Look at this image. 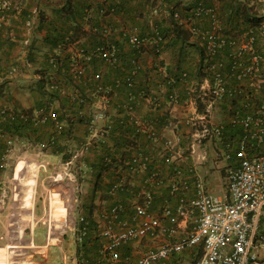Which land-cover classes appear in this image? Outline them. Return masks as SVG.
<instances>
[{"label":"crops","instance_id":"crops-1","mask_svg":"<svg viewBox=\"0 0 264 264\" xmlns=\"http://www.w3.org/2000/svg\"><path fill=\"white\" fill-rule=\"evenodd\" d=\"M106 1L107 8L114 11L103 15L98 10L102 7L101 0H22L23 15L11 17L1 29L0 107L33 111L47 102L48 82L57 83L59 87V91L53 93L54 96L50 99L63 124V133L56 137L55 145L57 144L58 149H36V146L46 144L52 131L49 126L28 125L20 131L9 164L0 173L4 182L16 186V192L9 195L1 205V231L6 221L14 216L19 236L27 235L33 242L39 238L47 239L45 245L36 242V245L45 250V261L40 264H77V255H80L79 259L85 260V264H104L108 261L101 253L105 242L99 236L104 223L102 213L111 204L118 203L123 208L122 219L127 221L134 194L143 186L146 176L130 180L128 193H108L110 182L125 175L124 161L133 153L142 152L150 157L153 163L148 168L156 166L165 177L175 167L185 169L190 165L189 160H180L169 168L159 156L162 139H159L155 147L145 135H134L132 126L127 124L123 127L120 124L123 117L121 109L131 96L132 116L151 124L159 136L163 134L185 143L187 130L182 126L183 121L198 115L203 109L198 99L187 105L190 101L188 93L193 88L191 95L196 98L198 87L206 77L203 69L207 60L201 39L191 35L189 26L183 24L186 18H190V23L200 32L215 28L217 38L225 43L216 54V60L226 61L233 50L229 42H244L249 34L254 37L256 52L264 57V0ZM200 8L212 11L216 20L214 27L210 15H196ZM32 9H38L39 13L31 30V47L28 51L30 69L26 70L22 66L24 51L20 41L26 35L23 16ZM173 14H178L179 18H173ZM102 24L111 30L108 39L119 50V62L116 66L107 65L96 58L85 60L86 52L99 42V36L93 28ZM155 31L165 36L161 52L157 56L152 53L150 44L139 54L135 53L122 36L123 32H134L151 38ZM80 50H84L85 54L81 55ZM52 55L59 61H64L60 70L48 67L46 59ZM135 59L140 70L134 78L133 86L127 88L119 84V80ZM12 64L19 70L10 78L6 74L9 72L8 66ZM78 66H82L84 72L74 78L72 67ZM95 73L100 74L99 81L92 79ZM183 73L187 75L186 80L181 79ZM98 86L102 87L101 91L97 90ZM169 93L177 95L178 103L169 101ZM256 94L258 98L264 97L262 89ZM78 97L84 99L83 105L76 104L75 98ZM105 98L108 99V118L98 124L94 134L91 119ZM229 108L226 101L214 110L213 118L217 123L227 122ZM167 117L175 123L181 121L179 128L173 132L164 131ZM108 125L110 128L106 132L104 129ZM226 130L224 139L236 135V130L230 126ZM2 131L0 127V132ZM1 133L0 149L6 135ZM217 144L216 148L219 147L221 151L222 145ZM23 145L33 147L34 154L23 152ZM84 145H88V149L81 154L80 149ZM64 157L67 158L63 159ZM103 157L110 158V165L101 164ZM24 158L33 159L30 161L31 169L22 167ZM70 160L73 161L71 166L67 165ZM208 166L212 167L210 159L198 166L201 176L204 177L207 173ZM70 171L75 178L63 177L59 181L48 179L55 173L65 175ZM166 194L165 186L154 191L153 208L159 207ZM56 197L62 202L63 212H66L69 223L71 216L76 213L87 217L89 227L82 239L74 225H69V229L62 232H55L46 225L47 228L44 229L41 225L48 224L51 205L58 204ZM93 215L96 216L95 219ZM93 223L96 234L93 232ZM56 233L60 239L65 233H71L72 241L65 247H62L61 240L57 244L50 242L48 239ZM156 245V241L142 239L133 244V248L130 245L122 247L119 249L120 258L117 262L132 264L138 256L154 249ZM259 259L260 264H264L263 250L259 251ZM181 261L183 264L189 263L183 255L175 254L154 264H182Z\"/></svg>","mask_w":264,"mask_h":264},{"label":"built area","instance_id":"built-area-1","mask_svg":"<svg viewBox=\"0 0 264 264\" xmlns=\"http://www.w3.org/2000/svg\"><path fill=\"white\" fill-rule=\"evenodd\" d=\"M101 2L102 7L98 9L100 14L113 13L114 9L107 8L106 0ZM23 11L22 0H0V39L3 26L11 17H18ZM38 13V9H32L24 15L26 35L20 44L24 51L22 66L26 70L30 69L28 51L31 45V30ZM196 15H210L212 27L216 24L209 9H197ZM173 18L178 19L179 15L173 14ZM183 24L189 26L191 35L201 39L207 57L203 69L206 74L204 83L198 87L196 98L191 95L193 88L188 93L190 101L186 104L189 105V102L193 103L194 99H198L203 109L198 115L190 116L183 121L182 126L187 130L185 143L163 134L159 136L151 124L132 116L131 96L121 109L123 117L120 124L123 127L127 124L132 126L134 135H145L155 147L159 139H162L159 156L169 168L180 160H189L192 164L185 169L175 167L168 171L165 177L156 166L148 168L153 162L147 155L142 152L130 155L124 161L125 175L110 182L108 193L110 195L118 192L128 193L130 180L141 175L146 176L142 182L143 186L134 194L127 221L122 219L123 208L118 203L111 204L102 213L104 223L99 230V236L105 242L102 244L101 253L109 262H117L120 258V248L129 245L133 248L136 242L150 239L157 242L155 248L142 253L132 264H154L167 260L172 255L197 248L200 249L198 256L188 264H260L259 251H264V234L260 229L264 213V97L258 98L256 93L260 92L264 84L262 76L264 57L256 52L254 37L249 34L244 42H229L233 50L228 54L226 61L216 60V54L225 43L217 38L215 28L200 32L190 23V18H186ZM93 31L99 36V42L86 54L84 50H80L81 55L85 54V60L96 58L107 65L116 66L119 62V50L108 39L111 30L102 24L100 27H94ZM122 36L137 54L149 44L150 49L159 54L164 42L158 31H155L151 38L139 36L134 32H123ZM56 61L54 55L49 58L50 64ZM139 70L140 65L135 59L122 80L127 87L133 86ZM11 72L16 73L17 69L12 67ZM83 72L82 66L72 67L74 77L78 78ZM100 78L99 73L92 76L94 81H99ZM186 78L187 75L183 73L181 79ZM56 90H59L57 83L50 81L46 84V91ZM97 90L101 91L102 87L98 86ZM50 99L47 98V102L33 111L2 106L0 123L49 126L52 131L49 140L40 146L49 149L54 142L52 133L63 132V124ZM168 99L173 103L179 101L175 93H169ZM75 101L79 106L84 104L83 98H75ZM226 101L230 106L227 122L217 123L213 118L214 110ZM107 105L108 99L105 98L102 106L92 116L91 130L94 134L97 132L98 124L108 118ZM164 122V131L172 132L181 124V121L175 123L170 117ZM109 125L104 131L109 130ZM227 126L236 129V135L224 139ZM3 141V148L0 151V173L8 166L18 137L5 136ZM212 142L222 145L221 156L230 163L226 192L223 195L210 192L199 172L198 166L208 160L207 146ZM87 149L88 145H84L80 153ZM110 163V158L103 159L104 166ZM70 164L73 165L72 160L67 163ZM63 177L75 178L71 171L65 175L55 173L50 176L53 181H59ZM164 186L167 194L159 207L153 208L154 191ZM13 191H16V186L4 182L0 176V209L7 197L12 196ZM48 223L49 228L55 232L65 231L66 212L51 214ZM77 225L79 238L82 239L89 227L87 217L79 215ZM77 264H85V260L79 259Z\"/></svg>","mask_w":264,"mask_h":264},{"label":"rangeland","instance_id":"rangeland-1","mask_svg":"<svg viewBox=\"0 0 264 264\" xmlns=\"http://www.w3.org/2000/svg\"><path fill=\"white\" fill-rule=\"evenodd\" d=\"M12 67H15L17 69V67L14 64L8 66L9 72H7L6 75L10 78H12L15 74L11 72ZM217 143L218 142H212L210 145L207 146L208 147L207 150L211 152L210 155L208 152L207 159L212 160V167L210 166L209 168L208 166L207 173H205L204 177L203 176L202 177L203 179H205L206 187L210 192L218 194V195H223L226 192L227 172H228V168L230 167V163L227 161L226 162L224 161V158L221 156V151L219 150L220 148L219 147L216 148L218 146ZM209 146L211 149H209ZM36 147H37L36 149L38 150L46 149V148H41L38 146ZM21 149L23 150V152H26V154L27 153L34 154L35 152L33 147H28L27 145H23ZM24 159L25 161L24 163H22V167L31 169L30 161H32L33 159L32 158H24ZM27 161H29V163ZM22 176H25V175H22ZM48 179L53 181V179L51 178H48ZM15 192L13 191V193ZM56 202L58 204L51 205L50 215L53 213L57 214L59 213V211H63L62 202L59 200L58 197H56ZM74 213H76V211H74ZM79 215H80L79 213L72 215L70 219V223L67 219V225L65 227V230L69 229V225L70 226L74 225L75 227H77L76 221ZM93 218L95 219L96 216H94ZM263 218H264V213H263V216L260 222V229H261L262 234H264V221H262ZM41 225L44 227V229L50 226L49 223L48 224L42 223ZM94 225L95 224L93 223V227H94L93 232H95L96 234V229ZM16 226L17 224L15 223V218L14 216H12L10 217L9 220L6 221L5 226L2 231L0 228V264H40V263H43L45 261V250H44V247L41 248L38 245H36V242L39 241V243L42 242L43 245H45L46 244L45 242H47V239L45 240L43 238H39L37 239L36 242H33L31 241V238L28 237L27 235L19 236V234L16 231L17 230ZM22 226L24 227V224ZM58 237L59 239H57ZM48 240L55 244L58 243V240H61L62 247H65L67 246L69 242L72 241V234L65 233L63 237L60 239V236H57V233H56ZM199 252H200V249L198 248L195 249V251L189 249V250H186L180 253V255H183L186 261L191 262L193 259H195L198 256ZM181 262L183 264V261ZM104 264H123V263H118V262L110 263L109 261H107V262H104Z\"/></svg>","mask_w":264,"mask_h":264},{"label":"trees","instance_id":"trees-1","mask_svg":"<svg viewBox=\"0 0 264 264\" xmlns=\"http://www.w3.org/2000/svg\"><path fill=\"white\" fill-rule=\"evenodd\" d=\"M24 12V11H23ZM23 15V13L21 14V15H19L18 17H20V16H22ZM23 24H24V16H23ZM24 26V25H23ZM177 28V27H176ZM177 30V29H176ZM163 37V39H165V36L163 35L162 36ZM162 46H163V43H162ZM161 46V47H162ZM30 47H31V45H30ZM152 50V49H151ZM161 52V51H160ZM152 53H154L153 51H152ZM154 55L155 56H157L158 55V53H154ZM30 60V59H29ZM46 62H47V65H48V67L49 68H54L55 70H60L59 68H62L63 67V63H64V61H62V60H58L57 59V61L54 63V64H50L49 63V57L46 59ZM17 73V72H16ZM15 73V74H16ZM72 76H73V73H72ZM262 76H263V78H264V66H263V72H262ZM74 78H76V77H74ZM124 79V75H123V77L119 80V84L121 83V85H124V86H126L125 85V82H123L122 80ZM134 83V82H133ZM127 87V86H126ZM132 87V86H131ZM127 88H130V87H127ZM57 91H59V90H56V91H52V92H46L47 93V95H49V97L48 98H51V96H54V94L53 93H56ZM262 92H263V94H264V84H263V88H262ZM122 126V125H121ZM0 127H1V129L3 130L2 131V133H5L6 135H4V138H5V136H17V137H19V134H20V131H22L23 129H25V128H27L28 127V125H26V124H21V123H10V122H4V123H0ZM236 130V129H235ZM227 131V130H226ZM1 133V132H0ZM1 133V134H2ZM63 133V132H62ZM61 133V134H62ZM53 134V137H54V142L52 143V145L49 147L50 149H58V147L55 145V142H56V137H58L59 135H61V134H54V132L52 133ZM2 140V139H1ZM48 140H49V138H48ZM48 140H47V142H48ZM4 142V141H3ZM46 142V143H47ZM54 147V148H53ZM2 148H3V144H2ZM1 148V149H2ZM1 149H0V151H1ZM67 157H64L63 159H66ZM105 157H103L102 159H101V164H103V159H104ZM109 158V157H108ZM109 187V186H108ZM207 188V187H206ZM108 189V188H107ZM262 221H264V218L262 219ZM79 258H80V255H77V261L79 260Z\"/></svg>","mask_w":264,"mask_h":264}]
</instances>
